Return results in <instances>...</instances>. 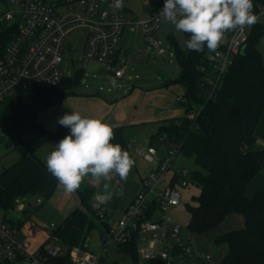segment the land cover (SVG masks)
I'll return each instance as SVG.
<instances>
[{
	"label": "built area",
	"instance_id": "2783aa9c",
	"mask_svg": "<svg viewBox=\"0 0 264 264\" xmlns=\"http://www.w3.org/2000/svg\"><path fill=\"white\" fill-rule=\"evenodd\" d=\"M11 8L0 13V27L10 29L14 36L0 50V105L15 99L19 93L31 92L36 87L51 88L65 78L63 48L69 35L75 30H84L85 47L83 59L89 64L107 65L115 79H123L127 68L120 64L124 30L130 24L141 26L144 40L153 45L160 56L166 54L154 34L163 20L157 19L165 0H143L153 6L151 18L135 21L127 17V6L115 10L113 0H7ZM264 23V5L255 13ZM251 27L230 30L220 43V48L209 51L206 63L198 68L203 73L202 86L208 99L214 97L234 57L246 46ZM261 41L264 43V33ZM176 101L187 103L184 95ZM197 112L189 114L194 119ZM167 154L158 166L143 180V188L135 196L118 223V230L109 228L107 241L118 245L125 242L131 230H137L139 238L148 243L139 253L148 261L161 260L166 264H206L212 255L200 251L190 237L183 234V226L172 222L167 215L169 208L181 204L183 190L192 186L191 172L185 167H175L179 148L168 141ZM148 161L157 155V147L136 150ZM118 176L113 179L118 180ZM43 198L34 202L26 196H16L11 207L2 208L13 216L0 214V264H55L54 260L64 253V247L52 239L58 225L43 223L31 218L33 207L43 204ZM154 206L152 218L142 220ZM94 208L99 220H106L105 203L96 201ZM23 215V217H21ZM14 218V219H13ZM26 218V219H25ZM30 231L45 232L48 239L37 249L32 248ZM89 235L81 246L71 252L72 264H106L103 252L94 253L88 248Z\"/></svg>",
	"mask_w": 264,
	"mask_h": 264
},
{
	"label": "trees",
	"instance_id": "16d2710c",
	"mask_svg": "<svg viewBox=\"0 0 264 264\" xmlns=\"http://www.w3.org/2000/svg\"><path fill=\"white\" fill-rule=\"evenodd\" d=\"M7 2V0H0ZM253 12L264 0H253ZM264 33V23L253 25L245 51L236 55L216 92L207 98L202 86L203 73L199 70L206 63L209 50L197 53L177 46L179 72L174 79L167 77L166 86L179 84L184 87V115L165 120L156 142L166 135L179 152L194 157L200 170L191 172V182L200 188V194L187 205L190 234H202L222 223L230 214L241 213L245 226L226 232L215 239L217 245L227 250L220 264H264V192L247 197L248 184L264 167V149H255L254 131L264 110V63L258 44ZM14 36L10 29L0 27V50ZM189 39L188 34H185ZM220 48V45L219 47ZM77 80L64 78L51 88L36 87L31 92L19 93L15 99L0 105V129L9 149L28 147L27 137L41 135L56 144L69 129L59 126L48 129L39 121V115L60 105L64 98L74 95ZM197 112L194 119L189 114ZM115 138L122 149L128 144L123 127L114 129ZM165 144H168L165 142ZM26 188L15 181L0 189V206L9 208L16 196L25 195ZM92 188L79 192L84 208L71 212L53 231L52 239L64 247V253L55 264H72L71 252L81 246L93 229L109 231V225L99 220L93 207ZM154 206L142 220L152 218ZM139 233L131 230L130 237L118 245L133 264H138L137 241ZM107 240L105 241V243ZM108 264H118L117 261ZM151 264H166L161 260Z\"/></svg>",
	"mask_w": 264,
	"mask_h": 264
},
{
	"label": "rangeland",
	"instance_id": "374dc122",
	"mask_svg": "<svg viewBox=\"0 0 264 264\" xmlns=\"http://www.w3.org/2000/svg\"><path fill=\"white\" fill-rule=\"evenodd\" d=\"M126 6L128 9L127 17L131 20L141 22L151 18L153 6H146L143 0H127ZM11 7L10 2L0 1V13L7 11ZM154 38L160 41L161 45L165 48L166 54L163 56L157 53L153 45L144 40L141 26L134 23L130 24L129 27L124 30L120 64L127 68V74L123 79H115L112 69L107 65H101L93 72L87 69V63L83 59L85 47L84 30H75L72 32L63 48V68L65 77L77 80L73 89L75 94L71 97L85 98L88 96H99V98H106L107 101L110 100L108 98L113 97L114 99L112 101L114 104H119L124 100L122 103L123 109H127L129 112L135 111L134 116L139 119V121L130 123L123 129L124 138L128 144V148L125 151H129V153L131 151L134 156L141 159L143 158L137 153H134L138 148L147 149L155 145L157 147V157L164 156L168 152V146L161 142L160 138L156 142L153 140L155 135L159 132L160 125L164 123L161 117L163 111L160 106L161 102L156 98V95L163 92L161 91L163 88L166 89L169 97L174 100L173 108H176L179 113L184 112V107L176 101L177 95L174 92L180 91V89L184 90V87L179 84H172L169 86H174V91L169 89V86H166L167 76L159 71V66L166 65L179 70L177 46L181 49L186 48L185 41L187 39L185 33L177 32L173 25L163 21L158 31L154 34ZM258 48L264 63V43L262 41L258 44ZM77 104L78 107H85L84 103H79V101ZM62 105H64V103ZM67 106L68 103L65 107ZM4 138L5 135L0 129V174L4 172V168H8L9 165L17 162L21 157V151L9 149L4 142ZM143 165L144 167L148 166H146L145 163ZM174 166L185 167L192 173L200 170L194 157L186 156L181 152L178 153ZM134 167L135 166L131 169L133 177L134 174H137ZM121 185L122 188H124L122 192L129 195L131 190H133L134 180L126 181ZM95 195L96 192L94 197ZM190 200L191 198L184 197V201L190 202ZM94 201L96 202L97 200ZM106 208L108 209V207ZM126 208L127 206L125 208H123V206L118 208V211L114 212L112 216L108 215L104 222L107 223L112 230L117 231L118 223L124 218ZM176 210L179 212L180 221L183 222V234L186 237L189 231L185 223L184 202L183 206L180 208H169L167 212L169 219L175 216ZM43 212L44 206L41 208L38 207L37 210H31L29 215L37 221H42ZM0 214L6 215L7 217L13 216L10 212H6L2 208H0ZM21 217H23V215H21ZM25 234L29 237L30 241L33 237H40V234L34 235L33 231ZM89 238V250L94 253L102 251L106 264L114 261H117L118 264H133L131 258L121 252L116 245L108 241L105 243L101 240L99 229H93L89 233ZM142 245H144L143 242L139 241V246L141 247ZM138 264H151V262L138 253Z\"/></svg>",
	"mask_w": 264,
	"mask_h": 264
},
{
	"label": "crops",
	"instance_id": "0c3cea01",
	"mask_svg": "<svg viewBox=\"0 0 264 264\" xmlns=\"http://www.w3.org/2000/svg\"><path fill=\"white\" fill-rule=\"evenodd\" d=\"M120 55L121 51L119 52V57ZM169 89L174 91V86H169ZM161 91L163 92H160L156 95L157 97H155L161 102L160 106L163 110L161 115L162 120L165 121L171 118L183 116L184 112L179 113L176 108H173L174 100L169 97L167 90L163 88ZM174 92L177 96L184 94V90L182 89ZM71 96L72 95L65 97L60 105L51 107L47 111L41 113L39 115L40 123L46 128L54 130L59 126L58 119L65 113L71 114L74 110L80 112L83 116L99 118L110 125L123 127V129L128 124L139 121V119L134 116L135 111L129 112L127 109H123L122 103L124 100H122L119 104H114L112 101L114 99L113 97L108 98L111 101H107L106 98H99V96H88L85 98ZM78 101L79 103H84L85 107H78ZM63 103L64 105H62ZM67 103L68 106L65 107ZM116 127H114V129ZM254 135L256 140L253 148L264 149V110L257 123ZM27 142L28 146L33 148V152L26 146L16 149L21 151V157L17 160V162L9 165L8 168H4V172L0 174V189L10 186L15 181H19L26 188L27 192L23 196H26L29 201L34 202L38 198H43V204L39 206V208L44 206V212L42 215V221L39 220V222L55 223L56 225H59L75 209L84 208L79 194L81 190L92 188L94 190L93 197L95 192L96 195L103 194L104 182L102 181L101 184L94 186L91 182L90 176L84 179L80 189H78L75 193L69 194L65 192L63 186L59 184L58 180L48 172L45 163L47 155L53 150L56 142L41 135L28 136ZM127 148L124 150H127ZM136 150L134 153H136ZM129 154L135 160L134 168L136 169L137 174H134L133 177L130 171L126 180H120V178H118V180L113 179L111 181L109 191L113 193V197L106 203L109 216L114 215V212L118 211V208H121L122 206L123 208L126 206L128 208L130 206L135 196L142 189L144 178L158 166L159 161L165 156L157 157L156 155V158H154L153 161H148L144 158L141 159L134 156L131 151ZM144 163L148 166L144 167ZM131 180H134L133 190H131L130 194L127 195L122 192L124 188H122L121 184ZM121 192L122 195L119 194ZM258 192H264V167L262 171L248 184L247 197L252 198ZM199 194L200 188L196 185H192L183 190L181 204L177 207H173L180 208L183 206L184 202L186 225H188L190 220L187 205L191 204L193 202V198ZM184 197L191 198L190 202L184 201ZM92 200L94 207V200H96L95 197L92 198ZM37 209L38 207L31 208V210ZM178 213L179 212L176 210L175 216L170 220L182 225L183 222L180 221ZM244 226V216L241 213H232L212 230L202 234L188 233L186 237H190L200 251L212 255V262H207L206 264H220L226 253L227 247L226 245H217L215 243V239L226 232L235 229H242ZM33 233L34 235L40 234V237H33V241L31 240L32 248L37 249L48 239V237L45 232L34 231ZM139 241H142L144 244L141 247L146 246L148 243L145 239L138 238V253L141 248L139 246Z\"/></svg>",
	"mask_w": 264,
	"mask_h": 264
},
{
	"label": "clouds",
	"instance_id": "9594fccd",
	"mask_svg": "<svg viewBox=\"0 0 264 264\" xmlns=\"http://www.w3.org/2000/svg\"><path fill=\"white\" fill-rule=\"evenodd\" d=\"M110 7L120 10L124 0H113ZM253 7V0H165L157 19L173 25L177 32L188 34L186 48L200 53L205 47L215 51L226 32L258 23L259 16ZM58 123L70 131L47 155L48 172L69 194L80 189L86 177H91L94 186L103 181L104 192L95 199L100 203L110 201L113 178L126 180L135 164L128 151L111 142L116 126L75 110L65 113Z\"/></svg>",
	"mask_w": 264,
	"mask_h": 264
},
{
	"label": "water",
	"instance_id": "95a60500",
	"mask_svg": "<svg viewBox=\"0 0 264 264\" xmlns=\"http://www.w3.org/2000/svg\"><path fill=\"white\" fill-rule=\"evenodd\" d=\"M158 1H159V0H158ZM245 48H246V46H244V47L242 48L241 53H243V52L245 51ZM86 67H87V69H88L90 72H93V71H95V70L97 69L98 65H97V64H89V65H87ZM159 71H160L161 73L165 74L169 79H174V78L177 76L178 72H179L178 69H176V68H171V67H168V66H166V65H160V66H159ZM108 236H109V233H108L107 230H102V231L100 232V238H101V240H102L103 242H105V241L108 239Z\"/></svg>",
	"mask_w": 264,
	"mask_h": 264
}]
</instances>
